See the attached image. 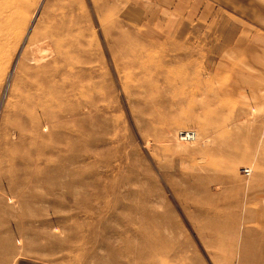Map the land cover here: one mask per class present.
<instances>
[{"label":"rangeland","instance_id":"374dc122","mask_svg":"<svg viewBox=\"0 0 264 264\" xmlns=\"http://www.w3.org/2000/svg\"><path fill=\"white\" fill-rule=\"evenodd\" d=\"M0 264H264V0H0Z\"/></svg>","mask_w":264,"mask_h":264},{"label":"built area","instance_id":"2783aa9c","mask_svg":"<svg viewBox=\"0 0 264 264\" xmlns=\"http://www.w3.org/2000/svg\"><path fill=\"white\" fill-rule=\"evenodd\" d=\"M177 136L180 139L192 141V140H195L197 138L198 132L194 128H185V129L178 130ZM244 170H245L246 174L251 173V168L249 166L244 167Z\"/></svg>","mask_w":264,"mask_h":264},{"label":"bare ground","instance_id":"6f19581e","mask_svg":"<svg viewBox=\"0 0 264 264\" xmlns=\"http://www.w3.org/2000/svg\"><path fill=\"white\" fill-rule=\"evenodd\" d=\"M35 59H37V58H35ZM38 60V59H37Z\"/></svg>","mask_w":264,"mask_h":264}]
</instances>
